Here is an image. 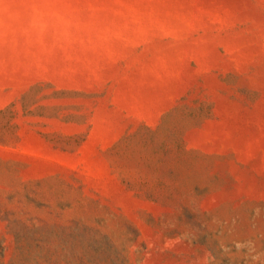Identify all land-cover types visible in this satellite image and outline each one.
Listing matches in <instances>:
<instances>
[{
  "label": "rangeland",
  "instance_id": "rangeland-1",
  "mask_svg": "<svg viewBox=\"0 0 264 264\" xmlns=\"http://www.w3.org/2000/svg\"><path fill=\"white\" fill-rule=\"evenodd\" d=\"M0 264H264V0H0Z\"/></svg>",
  "mask_w": 264,
  "mask_h": 264
}]
</instances>
